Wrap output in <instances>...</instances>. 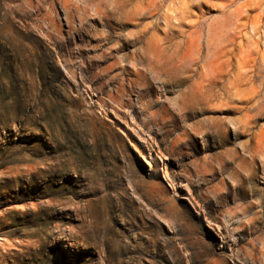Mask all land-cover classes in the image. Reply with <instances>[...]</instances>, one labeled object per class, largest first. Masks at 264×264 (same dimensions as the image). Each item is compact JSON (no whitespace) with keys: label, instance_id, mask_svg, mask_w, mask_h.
I'll return each instance as SVG.
<instances>
[{"label":"rangeland","instance_id":"rangeland-1","mask_svg":"<svg viewBox=\"0 0 264 264\" xmlns=\"http://www.w3.org/2000/svg\"><path fill=\"white\" fill-rule=\"evenodd\" d=\"M47 1L0 0V264H264V204L249 207L264 199L263 163L239 166L264 148L257 0H158L138 28L116 19L146 0H68L72 27L52 0V39ZM138 32L145 48L191 51L215 78L133 65ZM117 61L125 72L107 70ZM259 209L248 236L238 223Z\"/></svg>","mask_w":264,"mask_h":264},{"label":"bare ground","instance_id":"bare-ground-1","mask_svg":"<svg viewBox=\"0 0 264 264\" xmlns=\"http://www.w3.org/2000/svg\"><path fill=\"white\" fill-rule=\"evenodd\" d=\"M159 2L161 3V2H163V0H160ZM159 2H158V0H146L141 7L139 6V8L136 9L134 16H132L130 18H117L116 21L121 28H127L129 26H133L135 28H138L142 24L141 22H142L143 16L147 15L150 18H155L158 16L159 7H161V5H159ZM58 3L63 8V11L65 13L64 15H65L67 22L70 24L71 27L75 26V20H74L73 16L70 14V8H69L68 0H63V1L59 0ZM55 4L56 3L52 0H50L49 2L47 1V4H45L47 11L49 12L48 14L50 16V20L47 22V24L45 23V25H47L46 28H42V27L41 28L43 30L44 36H46L48 39H52V36H62L61 31H60V26L56 24V20L58 17L56 15L57 13H55V11H54ZM247 4H249V2H247ZM30 6H31V4H30ZM254 6H257L260 9V13H264V0H257V2H254ZM118 7H119V2H117V3L113 2L110 5V10H109L110 16L105 15L104 17L105 18H111V16H115L117 9H119ZM176 10L177 9H175L174 11H176ZM240 13H241L240 11H238L237 14H235V12H231V14L237 15V16H239ZM106 20L108 21V19H106ZM165 20L169 24L168 17ZM130 21H133L134 23L132 24V23H130ZM111 38H112L111 33L104 35V40H106L108 42L111 40ZM201 41H202V38H201V35H199L198 36V42H200V44H201ZM142 43H143L142 35H140V32H138L131 39V44L133 45V47H135V51L132 52V60H133L132 64L133 65L138 64V66L139 65L141 66L143 64L144 60L147 59L149 66L159 67V66L165 65L168 61H170L174 65H179V67H183V70L181 71V76L179 79L180 82H184V81L188 80L189 78L192 77V75L194 73L199 74L200 81H204V80H207L209 78L210 79L215 78V72L216 71L213 70L210 67V65H208V64H200L199 58H195L193 56V54H191V51L185 52L184 54H182L179 57H175L174 53H171L168 51L166 52L165 50L160 49V46L145 48L144 45H142ZM124 50H125L124 46L119 45L115 49V52L117 54H121L120 55L121 58L127 59L128 56H130V55H127V54L125 55ZM105 57H106V55H105ZM117 57L118 56H116V58ZM119 61H117L116 63L109 66L107 70L111 71V70L117 68V69H120L123 72H125V69L122 68L121 63ZM185 63H189V64L184 66ZM115 65H117L118 67L117 66L115 67ZM135 74L137 76L144 75L141 71H139V69H136ZM83 82L85 83L84 80H83ZM129 86H131L130 83H129ZM123 91H124V88H122V86H121V88L118 90V92L121 93ZM132 92H133V90L129 91V93H132ZM108 96L111 97L110 94ZM141 98H142V96L139 97V99H141ZM239 135L241 136V134H239ZM141 141H143V139ZM249 152L251 154V159L247 160L246 158H244V160L239 164V166H241V165L243 166L244 164H246L247 161H248V165L250 166L253 162H255L256 156H259L261 158V161L263 163V168H264V148L253 147L252 149H249ZM245 166H247V165H245ZM252 168H253V166H252ZM252 168L251 167L242 168V170L245 171V173H247V176L245 177L246 180H248V179H250V177H252V172L255 169L254 168L252 170ZM253 180H254V178H252V181ZM254 186H255V184H254ZM254 186L251 184L250 187H247L245 190H243V187H241V185H238L236 190L231 189L230 193H228V194L230 196H233V201H235L238 199L237 198L238 192L239 191L241 192L243 190V193L246 196L249 195V197L253 198V197L258 195L255 193H258V191H259V189H257ZM226 187L228 189V186H226ZM217 191L218 190L215 189L214 198L217 200V202H219L220 200L222 202L223 198H225V196L222 197L220 195V192H217ZM190 193H191V191L188 190V194H190ZM245 195L241 196L240 199H245L246 198ZM263 204H264V199L260 195V196H258L256 203L250 202L249 207L250 208H262ZM246 208L247 207L240 209L242 212V215H245L247 213ZM262 215H263V212H262V210L259 209L258 211L255 212L253 217H246L244 221H240L238 223V227L244 226L245 233H247L248 236H251L255 233H258L259 231L262 230V226H261V222H260ZM217 228L219 229V226ZM225 229H228V227L226 226ZM232 236H233V241L236 242L235 241V235L233 234ZM263 249H264V247H263Z\"/></svg>","mask_w":264,"mask_h":264}]
</instances>
